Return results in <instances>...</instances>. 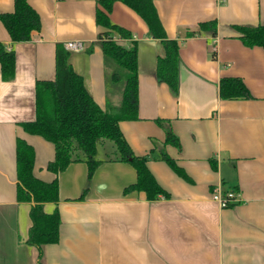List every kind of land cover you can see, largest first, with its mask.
Segmentation results:
<instances>
[{"label":"crops","instance_id":"0c3cea01","mask_svg":"<svg viewBox=\"0 0 264 264\" xmlns=\"http://www.w3.org/2000/svg\"><path fill=\"white\" fill-rule=\"evenodd\" d=\"M26 1L40 19L28 41L12 42L0 22V43L14 53L12 79L2 80L0 72V264H37L38 257L25 243L31 203L16 199L17 138L33 148L34 176L58 181V202L43 209L49 214L57 208L60 239L43 247L44 264H264V51L245 47L236 29L264 24V0H152L166 37L179 45L177 95L156 78L160 42L132 9L114 2L110 21L137 43L138 119L121 121L119 128L133 154L147 157L168 195L154 201L142 192L123 193L136 172L104 142L90 180L84 162L56 176L46 169L52 144L21 124L35 119L36 81L54 79L56 45L83 43L82 50L68 51L69 63L101 109L117 106L121 90L106 88L98 0ZM12 11L13 0H0V14ZM210 21L215 36L187 35ZM129 42L120 40L125 47ZM223 77L241 79L251 98L220 99ZM166 127L179 147L165 144ZM163 153L188 180L162 160ZM216 188L234 191L238 201L220 207L212 200Z\"/></svg>","mask_w":264,"mask_h":264},{"label":"trees","instance_id":"16d2710c","mask_svg":"<svg viewBox=\"0 0 264 264\" xmlns=\"http://www.w3.org/2000/svg\"><path fill=\"white\" fill-rule=\"evenodd\" d=\"M116 0H98L95 23L103 28L98 34L104 67L107 70L106 88L121 90L120 103L114 106L107 103L101 109L91 98L81 76L76 74L69 63V52L56 45L54 56L55 76L53 80H40L35 83V119L21 124L29 135L39 136L52 144L54 156L46 169L54 174L63 172L76 162L87 166V179L90 180L101 161L97 159L98 145L106 140L113 143L116 159L128 163L136 172V182L123 189L124 194L144 193L148 201L168 197L158 185L146 166V156H136L131 151L119 128V122L138 119V69L137 43L132 34L110 21V12ZM132 9L145 23L149 36L160 42L162 55L157 57L156 78L165 83L177 95L179 76V45L168 39L159 21L152 0H118ZM0 22L12 42H26L31 32L40 29L38 14L26 0H13V11L0 14ZM241 43L248 48L260 47L264 51V24L237 26ZM201 31L216 35L214 21L200 23L197 31L187 32L188 36ZM120 40H129L125 47ZM0 72L4 81L14 75V53L0 43ZM218 95L223 100L250 99L251 95L239 78L223 77L218 83ZM161 124V120H157ZM165 144L179 147L176 136L165 128ZM170 168L180 177L188 180L172 159L164 153L161 156ZM16 199L17 202L31 203L29 210L30 227L25 243L38 251L37 264L43 263V247L57 243L60 239V216L57 208L46 213L44 204L58 202V181L55 177L44 182L33 174L34 151L32 146L21 138L16 139ZM212 166L215 167L212 162ZM87 188L79 199L84 198Z\"/></svg>","mask_w":264,"mask_h":264},{"label":"built area","instance_id":"2783aa9c","mask_svg":"<svg viewBox=\"0 0 264 264\" xmlns=\"http://www.w3.org/2000/svg\"><path fill=\"white\" fill-rule=\"evenodd\" d=\"M84 47L82 42L79 41H69L64 44V48L67 51H79ZM212 200L216 201L220 207H228L233 203L238 201L237 194L232 191L222 192L220 189H215L212 193Z\"/></svg>","mask_w":264,"mask_h":264},{"label":"rangeland","instance_id":"374dc122","mask_svg":"<svg viewBox=\"0 0 264 264\" xmlns=\"http://www.w3.org/2000/svg\"><path fill=\"white\" fill-rule=\"evenodd\" d=\"M104 148L106 151H110L111 149L113 150V148L115 150L113 143L109 140L104 141Z\"/></svg>","mask_w":264,"mask_h":264}]
</instances>
